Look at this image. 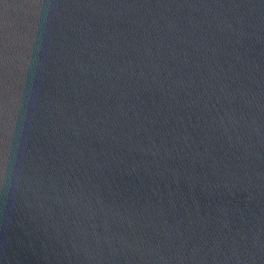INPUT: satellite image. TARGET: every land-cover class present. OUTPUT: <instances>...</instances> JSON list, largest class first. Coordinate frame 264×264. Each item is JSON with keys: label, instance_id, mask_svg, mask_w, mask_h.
Returning <instances> with one entry per match:
<instances>
[{"label": "water", "instance_id": "obj_1", "mask_svg": "<svg viewBox=\"0 0 264 264\" xmlns=\"http://www.w3.org/2000/svg\"><path fill=\"white\" fill-rule=\"evenodd\" d=\"M0 264H264V0H0Z\"/></svg>", "mask_w": 264, "mask_h": 264}]
</instances>
